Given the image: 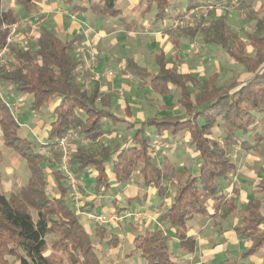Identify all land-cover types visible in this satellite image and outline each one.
Returning a JSON list of instances; mask_svg holds the SVG:
<instances>
[{
  "label": "trees",
  "instance_id": "obj_1",
  "mask_svg": "<svg viewBox=\"0 0 264 264\" xmlns=\"http://www.w3.org/2000/svg\"><path fill=\"white\" fill-rule=\"evenodd\" d=\"M73 1L66 0L65 4L71 5ZM142 1L146 14L154 10L155 24L169 19V11L178 7L177 0ZM13 2L22 10L24 18L30 17L34 0ZM77 2L71 11L106 18L120 15L115 7L116 0ZM195 4V1L186 0L184 11L178 12L174 20L181 19L195 8ZM207 13V18L201 17L182 34L198 35L199 49L216 48L241 67L247 79L219 83L216 76L204 79L180 73L163 51L155 56L157 72L154 74L138 67L131 59L126 60L124 67V74L128 72L136 78L137 84L150 88L159 96L176 91V104L182 110L180 117L163 112L160 117L129 122L111 113L107 109L109 101L99 99V82L87 88L79 80L81 74L73 44L80 43L81 39L60 38L42 25L34 33L29 28L21 30V37L8 45L10 59L0 63V90L11 86L14 95H30L29 110L33 113L46 104L54 101L57 104L51 111L54 120L46 135L49 141L38 142L18 136V121L10 114L0 93L2 142L25 161L29 171L26 184L17 192L7 197L0 192V264H101L92 238L105 237L108 228L97 225L89 230L81 223L68 183L58 167L57 143L69 131L76 135L69 170L81 183L86 174H95L88 188L90 194L101 196L109 191L108 165L117 183L127 185L137 173L143 185L153 187L162 201L169 197L170 187L174 188L170 204L159 215L160 228H147L136 234L126 257H137L146 264H175L167 246L170 239L187 254H193L197 247L195 238L189 235V222L215 220L236 211V200L226 192L231 184L229 175L237 169L228 155L237 133L248 136L241 142L243 149L250 148L251 141L259 143L262 138L256 128L257 117L264 116V15L259 17L248 12L244 16L242 35H239L229 28L226 16H216L212 10ZM19 18L13 9H4L0 0V53L9 36L6 27L18 22ZM163 33L177 39L172 27ZM120 124L126 126L127 135L121 137L119 145H112L110 136L121 134ZM219 126L224 130L223 143L214 138L213 129ZM177 136H186L195 154V174H186L183 180H175L176 169L168 157L158 165L152 156L156 141L171 139L175 142ZM105 139H111V143L103 142ZM41 149L46 150L45 155L40 153ZM1 157L0 151V163ZM178 173L191 172L183 169ZM235 192L233 188L232 193ZM85 208L80 206L81 211ZM122 211L115 207L116 214ZM170 230H173L172 238L167 233ZM234 231L239 239L249 243L241 258L255 254L264 246V168H260L256 192L240 212V223ZM50 236L53 240L48 244ZM110 237L105 243L117 247L119 239ZM220 264L237 262L222 261Z\"/></svg>",
  "mask_w": 264,
  "mask_h": 264
},
{
  "label": "rangeland",
  "instance_id": "obj_2",
  "mask_svg": "<svg viewBox=\"0 0 264 264\" xmlns=\"http://www.w3.org/2000/svg\"><path fill=\"white\" fill-rule=\"evenodd\" d=\"M39 0H35V4ZM42 1V0H41ZM195 1V8L188 11L185 15L183 13V19L182 20H174V16L178 12H183L185 8V2L186 0H177L178 7L175 9L169 11L170 18L164 20L163 23H158L157 28L153 29V32L156 30L161 29H167L171 28L176 32L175 35H177V42L178 47H175L172 44H168L169 41L166 38H162L160 40L151 38L146 32L140 33V31L135 30L131 33H127L123 29L116 28L113 29L112 26L107 24H100L99 26L94 25V23L87 22L86 20L83 21V23L80 21L79 26L81 27L80 30V36L82 37L81 43L83 46L80 45L78 42H74L79 46L80 48H83L87 51H85V54L87 55L90 53H94L95 61H93V64L89 66V68L86 70L88 75L84 76L83 84L85 87H91L94 85L95 82H99L100 91L109 98L112 104V110L114 113L124 116H138L140 117L138 120L142 121L144 119L161 116V113L165 112L167 115L172 116H182V110L179 106L176 104V100L178 99V94L172 92L168 96H159L155 92H153L149 88H141L139 85H137L134 81L135 86L127 87V85L124 84V75L120 72L122 71V64L119 58L122 57L121 53H124L126 56L127 54L134 55L138 60L139 63L146 67L148 70L153 68V55L156 56V54H159V49L166 51V59H168L171 63H173L180 73H191L195 76H200L201 78L208 79L212 76H216L219 83H223L224 81L230 79H235L237 81H242L248 78V75H246L241 67H238L236 64H234L231 60H229L226 56H224L222 53H220L216 48L213 47H207L199 49V36L196 35L194 37H189L186 34H182V31L185 29L192 28L195 24H197L201 17H206L208 11H214L216 16H226L227 23L229 28L236 32L239 35H242V28H244V16L248 12H252L254 15H257L259 17L264 15V0H231L226 2L225 0L222 1H214V0H191ZM79 2H74L75 4H78ZM131 3H135L134 8L132 11L126 10L125 5H129ZM180 5V6H179ZM62 6V5H61ZM4 7H8V5H4ZM115 7L121 10L120 15V23H125L131 19H135L138 24L143 20L142 14L140 12L144 9L145 4L141 2L140 0H116ZM66 10L68 8L64 6ZM39 12V9H37ZM18 12V10H16ZM22 17L19 19V21H25L27 23L26 27L21 28V30H24V28L27 29L31 24L37 25V27H41L42 25H46L49 29H51L57 36H66L64 33L60 31V26L58 23L55 22L54 15L52 13H45L42 17L43 13L41 15L38 14H31L29 18H24V15L20 13ZM78 16H81L79 13ZM89 18H92L91 16H88ZM145 23H148L150 21V15L146 16ZM207 18V17H206ZM212 18V17H210ZM94 19V18H93ZM80 20V19H79ZM64 24L66 26L67 23L72 22L70 17L68 20L64 18L63 20ZM25 29V30H26ZM28 30V29H27ZM62 30V29H61ZM31 32V31H30ZM70 33V32H69ZM70 34H68L69 39H71ZM66 38V39H67ZM172 38V37H171ZM170 39V38H169ZM171 40V39H170ZM154 43V44H153ZM157 43V44H156ZM22 45V43H21ZM154 45V53L152 54L150 52V48ZM161 50V51H162ZM247 50L250 51V48L247 47ZM6 59L8 58V53L4 56V62L6 63ZM12 63V62H11ZM3 64V63H1ZM78 68V67H77ZM88 76V77H87ZM128 78V77H125ZM129 84L130 82L127 81ZM2 93V92H1ZM3 95V94H2ZM4 96V95H3ZM18 96V95H16ZM20 98L16 100L15 103H18L19 110H15V108L11 107V112L13 116L17 119V117H20L18 120V124L20 127H24L25 129H31V134L37 136V139H41L43 141H49L46 139V131L49 129V125L53 122L54 116L52 115V108L57 104V101H54L52 103L46 104L43 106L38 112H31L28 110V106L32 100L30 95L25 96H19ZM101 98V94L99 99ZM105 98V97H104ZM98 99V101H99ZM103 99V98H101ZM26 113L25 115H22L23 113ZM22 115V116H21ZM37 123H40L41 132H34L37 127ZM123 127V126H122ZM120 128L121 134L115 137L114 135L110 136V138L113 140V144H120V139L122 136H125L126 130L123 128ZM33 130V131H32ZM215 133V139L218 140L220 143H223V137H224V130L222 127L214 128ZM257 132L262 135L261 141L259 143H254V141H251L252 146L247 149H243L241 147V142L245 139H247L248 136H244L240 133H237L236 139L233 141L232 145H230V151L228 157L236 164V172L231 173L229 177H231V184L229 192H232V189L234 188V185L238 181H243L248 183V185H251L250 188L253 189V186L256 184V177L259 176L260 168H264V116H258L257 117ZM1 131V130H0ZM19 136V134H18ZM119 137V138H118ZM111 139H105V143L109 144L111 143ZM187 138L180 139L176 143V146L174 144L170 143V140L168 141H156L153 145L156 146V150L154 151L152 148V153L155 158L154 161L156 164L160 165V162L163 158H169V160L172 162L173 167L176 169L175 180H183L186 178V175H183L182 173H178L183 171V169L187 172H191L194 174L196 171V164L194 162L195 160V154L192 153L191 149L188 146V142H185ZM184 140V142H183ZM176 147V148H175ZM0 150L3 153V159L0 166V192L4 196H9L12 193H15L18 191V189L23 186L28 177L25 176V173H29L27 169V165L25 162H22L20 167L14 171L15 168H13L15 162L18 160L17 155L13 150L5 147L2 144V140L0 137ZM15 160V162H13ZM60 160V158H59ZM59 163V162H58ZM9 168L10 171H5L6 167ZM9 173H17L16 178L9 175ZM188 173V174H191ZM252 173L255 175H252ZM24 175V176H23ZM111 174L108 176L110 179ZM225 183V182H224ZM113 184V182H111ZM236 186V185H235ZM82 189H81V188ZM79 187V193L80 197L82 198V195L85 193H81L83 190V187ZM123 189L124 187L121 186ZM149 187H145L143 185L142 178L138 177V174L134 173L132 178V185H131V194L127 196L124 192H116V187H112L109 189V192L106 193L104 196V200L100 201L101 203H104L105 205L110 206L112 209V202H110L112 197L116 198V205L117 207L128 209L133 207L134 205L129 204V198L132 196H139L138 202L140 207L142 206V209H144L147 204L145 203V199L143 198V195H146V198H149V204L148 208L151 209L153 206L155 211H161L163 212L165 208L168 206V202L171 201L172 195L174 193V188L170 187L169 197L162 201L160 198H158L155 194L152 193V195L147 194L145 191L148 190ZM250 189V190H251ZM247 195L246 197H243L242 199L239 198V201L237 200V203L244 204L245 201H248V199L251 196L250 191H246ZM148 196V197H147ZM228 196H231V193L228 194ZM106 197H109L110 200L108 201ZM238 197H236L237 199ZM238 203V204H239ZM99 202L96 201V207L94 211L97 209L99 211ZM135 209V208H134ZM160 212V213H161ZM160 214H154V217L158 220ZM231 214L226 215L225 217L217 218L216 222L217 227L216 230H226V227L231 226ZM79 220L81 223H87L89 226H93V223H88L86 219L83 216L79 217ZM193 220V221H199ZM193 221L189 222L188 227L189 230H195L194 232L198 231V226L195 227ZM206 222V223H205ZM211 223V222H210ZM209 221H203L200 225H209ZM238 223V222H237ZM236 223V224H237ZM220 224V225H219ZM235 224V225H236ZM219 225V226H218ZM160 225H151V229H159ZM209 230V229H207ZM144 229L140 227L135 234H140L143 232ZM109 234H107L103 238H97L93 237V241L96 244V255L98 258L101 259V264H146L143 260H138L137 258H129V257H123L125 253L128 252L132 248V244L124 243L121 247V250L114 251V249L111 246H108L105 241L109 240L111 237L110 235H118L119 239L124 242L125 234L122 236L120 235L122 232L118 231V229L114 228V226H110ZM170 238L173 237V230L167 231ZM213 235L216 237V233H213ZM225 233L223 235H220L218 242H223L221 239L224 240ZM53 240V236H50L47 238L48 244L51 243ZM167 246L169 247L171 253H172V260L175 264H184V257L187 256L186 253L180 251L178 249L175 241L173 239H170L167 242ZM201 246V245H199ZM223 248L224 253H227V256L223 257L221 255H213L212 252L208 253L210 256V262L209 264H213L212 262L217 264L221 262L222 260L228 258L230 260H237V264H264L262 259V256H264V248H261L258 252L255 254L247 256L246 258H241V253L244 252L247 247L245 245L244 240L238 239L235 244H231L229 241H226L221 245ZM111 254L114 255L113 259H110L109 257ZM105 256V259L103 257ZM190 256V255H189ZM187 256V258L190 259V257ZM256 259V260H255ZM259 259V261H258ZM186 264V263H185Z\"/></svg>",
  "mask_w": 264,
  "mask_h": 264
},
{
  "label": "crops",
  "instance_id": "obj_3",
  "mask_svg": "<svg viewBox=\"0 0 264 264\" xmlns=\"http://www.w3.org/2000/svg\"><path fill=\"white\" fill-rule=\"evenodd\" d=\"M65 1L66 0H42V1L39 0L36 4H35V2H33V12H32V14L33 13L34 14L36 13L38 15H41L43 13V15H42V17H43L45 13H47V14L49 12L52 13L54 15L55 22L58 23L59 26H60V31L62 33H64L67 37H68V34L72 35L71 36V39L77 38V39H81L82 40V37L80 36V33H79L80 30H81V27L79 26V22L81 21L83 23V21L86 20L87 22L94 23V25H96V26H99L100 24H107V25L112 26L113 29L120 28V29H123L124 31H126L127 33H131V32H133L135 30L140 31V33H145L146 32L151 38H153V40H155V39L160 40L162 38H166V39L169 40L167 43L168 44L170 43L172 45H174L175 40L177 41V39L174 40L173 38H171L170 35L163 33V30H165V29L156 30L155 32H153V29H155V28L158 27L157 26V23L155 24L154 21H153L154 10H151L148 14H146L145 13V7H144V9L140 12V14L144 15L143 16V20H141V22H139L140 24H138V22L135 19H131V20L125 22V23H120L119 20H120L121 10L118 9V8L117 9L120 10V15H119L118 18H106V17H101V16H95V15H92V14L86 13V12H81V11H75L74 12V11H71V9L76 5V4L74 5V2H77V0H74L71 5L65 4ZM140 1L143 2L142 0H140ZM2 3H3V8L4 9L11 8L15 12H16V10H18V12H16V14H18L19 17H22L20 15V13H22V15H23L22 10L19 7H16L14 5L13 0H2ZM4 5H8V7H4ZM82 5H83V3H82ZM122 5H125L126 10H128L130 12L134 8L135 3H131L129 5H126V4H122ZM64 6H66L68 8V10H66L64 8ZM37 9H39V12H38ZM79 13L81 14V16H78ZM148 15H150V21L148 23H145V19L147 18L146 16H148ZM88 16H91L92 18H89ZM69 17H70V19H71L72 22L67 23L66 26L63 25L64 24V22H63L64 18L66 20H68ZM19 19H21V18H19ZM167 29H169V28H167ZM66 36H62L61 38L66 39L67 38ZM58 37H60V36H58ZM71 39L67 38V40H71ZM80 43H81V41H80ZM176 45H178V42H177ZM176 45H174V46H176ZM154 48H155L154 45H153V47L150 48V52L152 54L154 53V51H153ZM161 50L162 49H159V52H161ZM162 51L165 54H167L165 50H162ZM121 54H122V57L119 58V59H120L121 64H122V71L120 73L123 74L125 77H128V78H125L124 77L125 81H124V84L123 85H127V87H130L132 85L135 86L134 83L132 84L133 81L137 84V80H136L135 77L131 76V74H129L128 72H125V74H124V67L126 66V60L127 59H131L133 62H135V64L138 67H140L142 69H145L149 73L154 74V73L157 72V66H156L155 61H154L155 55H153V59H152L153 68H151L150 70H148L146 67L142 66L139 63V60L134 55L127 54L125 56L124 53H121ZM127 81H129L130 84ZM137 85H139V84H137ZM139 87H141L143 89L144 88H148V87H142L140 85H139ZM173 92L174 93H177L176 91H173ZM0 93H1V97L4 99V101L7 103L8 107H9L10 114L13 116V114L11 112V107L13 105V107L15 108L16 111L19 110L18 103H15V102L20 97L13 94L12 87L11 86L8 89H1L0 90ZM101 98H104L107 101H109V104H108L107 109H110V112L111 113H113L116 116L121 117L123 119H126V120L129 119L128 120L129 122H131V121L141 122V121L138 120L140 118L138 116H134V115L133 116H126V115L124 116L123 114L118 115L119 113L118 114L114 113V111L112 110L111 101L103 93V91L101 93ZM28 110H29V106H28ZM25 114L26 113L24 112L22 115H25ZM13 118L18 121L20 117H17V119H16L13 116ZM36 125H37V127H36V130H34V132L35 133L36 132H39L40 133L41 132V128H40L41 125H40V123H37ZM121 127L123 129L126 128L125 125L120 124L118 126L119 130H120ZM33 128L34 127H32L31 129H33ZM31 129L29 130L27 128L25 129L24 127L23 128L20 127V130L18 131L19 137L20 138L27 137L30 140L31 139H35L38 142H43V140L37 139V136L36 135H33V133L31 134ZM0 130H1V128H0ZM46 135H47V131H46ZM0 137H1V140H2L1 131H0ZM185 138H187V137L186 136H177L176 139H175V142L172 141V140H170V139H168V140H170V143L171 144H173V142H174L175 143V146H176V143L178 142V140H180V139H184L185 140ZM184 140H183V142H184ZM45 142H47V141H45ZM103 142H105V140H103ZM185 142H189L188 138L186 139ZM2 144H3V142H2ZM1 153H2V151H1ZM40 153H43L45 155L46 150L45 149H41L40 150ZM17 158H18V160L16 162H15V160L13 161V162H15V164L13 166V168H15L14 171H16L20 167V165L22 164V162H25L24 160H22L18 156H17ZM2 159H3V153H2V157H1V163H2ZM1 163H0V166H1ZM5 168H6L5 171H10L11 170L10 169V166H9V168H7V166ZM27 169H28V167H27ZM106 169H107V178L111 174L110 179L108 178L109 179V182H110L109 183L110 184V189L112 187H116L117 188L115 190L116 192H119V193L124 192L125 194H127V196H129V194H131L132 180L127 185H121V184H119V183L116 182L115 176H114V174L111 171L110 165H108ZM182 174L183 175H186L188 173H182ZM191 174H193V173H191ZM9 175H11V176L13 175L12 177H15L16 178L17 173H9ZM252 175H255V173L254 174L252 173ZM25 176H27L29 178V173L28 174L25 173ZM94 176H95V174H92V173L86 174L84 176V178H83L82 183L80 182V185L83 187V190H84V191H82V193H85V194L82 195V198H79V200L81 199L80 201L78 200V202H79V208H80V206H85L86 208L83 211H81V209H80L79 210V213H77V214L79 216H83L89 224L90 223H93V226L92 227L89 226V225H87V223L86 224L85 223H82L89 230L94 229L95 226H97V225H101V226L107 227L108 228V231H109L110 226L113 225L115 229L117 228L118 231L122 232L120 234L121 236L123 234H125L124 242L119 239V236L118 235L112 234L113 236H116L119 239V245L117 247H112L115 252L121 250V247H122V245L125 242L126 243L129 242L130 244H132L133 239L135 237L133 234H135L140 227H142V229L146 230L147 228L151 229V225L152 224L158 225V220L154 217V214H161L160 213L161 211H158V210L155 211V209H154L153 206L151 207V209L148 208L149 198H151L150 196H149V198H146V195H143V198L145 199L144 201L147 204V206L144 209H142V206L140 207L139 202L137 200L139 196L138 195L137 196H132L131 198H129V201H130L129 204H131V202H132V204L134 206L131 207V208H128V209H123V208L118 207L120 209H123V211L118 215V214L115 213V207L117 206L116 205V201L117 200H116L115 197H112L111 200H110L109 197H106L108 201L110 200V202H112V209H111L110 206L107 207V205H105L104 203H101L100 202V201L104 200V196L106 194L101 195V196L100 195L99 196H95V195L90 194V190L88 188H89L90 184L92 183ZM258 178H259V176L256 177V181L257 182L253 186V189L250 188L251 185H248V183L243 182V181H238L235 184L236 186L234 185V189L236 191L235 193L229 192L230 186L227 187L226 192H227V194H230L231 193V196L236 200L237 209H236L235 212H233L230 215L231 216V223L232 224H230L231 226H229V224H228V227H226V230H224V232H222V230L215 231L216 230V227H217L216 226L217 223H215V222H216L217 218H221V217H217L215 220L200 219L199 221H193L195 227H197L199 225L198 226L199 230L196 231V232H194L195 230L193 231V230H191L193 228H191L189 230V235H191V236H193L195 238V240L197 242V247H196L195 252L193 254H187L186 252H184V253L187 254V256L190 255L189 256L190 259L187 258V256L184 257V262L186 264H209V262H210L209 260L211 258H210V256H209L208 253H210V252H212L213 255L216 254V255H221L223 257L224 256L225 257L227 256V253H224L223 248L221 247V245L223 243H225L226 241H229L232 245L237 242L238 236L236 235V233L234 231V228L237 225H239V223H240V212L243 210V208H244V206H245V204L247 202V201H245L244 204H240L239 203L240 202L239 201V198L242 199L243 197H246V195H247V192L246 191H250L251 192V196L253 195V193L256 192V186H257V183H258ZM111 182H113V184H111ZM121 186H123L124 188L122 189ZM223 186L225 187V184L224 183H223ZM145 192L147 194H150V195H152V193L156 195L155 189L153 187H150V186H149L148 190H146ZM231 196H228V197H231ZM251 196H250V198H251ZM236 197H238V198L236 199ZM237 200L239 201L238 202L239 204L237 203ZM96 201H98L100 203L99 206H98L99 209H100L99 211H97V209L94 211V209L96 207ZM168 203L170 204V202H168ZM88 209H92L91 212H87ZM87 214H95V215H100V216H103V217H115V219L112 220V221H110V222H107V223L102 224V223H98V222H95L93 220H90L88 218ZM203 221H209V223L210 222L211 223L209 225H200V224H202ZM207 229H209V230H207ZM109 233H107V234H109ZM141 233H143V232H141ZM213 233H216L217 234L216 237L213 235ZM223 233H225L224 240L221 239L223 242H218V239H219L220 235H223ZM244 242H245V245L246 246H247V244L249 246L248 241L244 240ZM199 245H201V246H199ZM262 248H264V246ZM128 252H129V250H128ZM128 252L125 253L123 255V257H126V255L128 254ZM242 253H244V252H242ZM242 253H241V255H242ZM103 257L105 259V256L104 255H103ZM109 258L110 259H113L114 258V255L111 254V256ZM135 258H137V257H135ZM137 259L140 260L139 258H137ZM261 260L264 263V256H262V259ZM222 261H236V262H238L237 260H230L228 258H226V259H224ZM258 261H259V259H258ZM214 262L215 261H213L212 263L215 264ZM221 262H219L217 264H220Z\"/></svg>",
  "mask_w": 264,
  "mask_h": 264
},
{
  "label": "built area",
  "instance_id": "obj_4",
  "mask_svg": "<svg viewBox=\"0 0 264 264\" xmlns=\"http://www.w3.org/2000/svg\"><path fill=\"white\" fill-rule=\"evenodd\" d=\"M183 18L184 17L179 19V21L182 20ZM26 26H27V23L25 21H18L6 27L9 30V36L6 40L5 48L0 53V63L4 62V56L6 55V53H8V45L13 42H16L21 37V32H20L21 28L23 29V27H26ZM27 28L30 29L31 33L37 32L39 29L37 25H32V24ZM33 38L34 36L33 34H31L30 40H32ZM73 47L77 53V58L79 62L77 69L79 73L81 74L80 75L81 77H79V80L82 83L83 82L82 80L84 79L83 77L88 75L86 74L87 73L86 70L89 68L91 64H93V61H95L94 53L93 54L87 53L88 54V57H87V55L85 54V51H86L85 49L80 48L79 46H77L76 43L73 44ZM75 139H76V135L72 131H69L58 141L57 147L59 150V158H60L58 167L62 171L63 175L65 176V179L71 191V198L73 199L74 207L77 213H79L80 208H79L78 200L80 197V193H79L80 181L77 180L75 176L73 175V173L69 170V163L71 160V154H72V149H73V141ZM152 148L154 151L156 150L155 145H153ZM87 216L90 220H93L95 222L102 223V224L110 222L115 219V217H103V216L95 215V214H87Z\"/></svg>",
  "mask_w": 264,
  "mask_h": 264
}]
</instances>
